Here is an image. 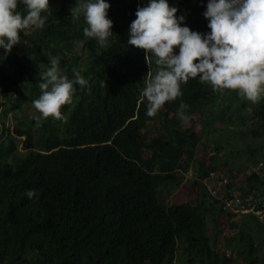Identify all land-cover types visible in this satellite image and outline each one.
<instances>
[{
	"label": "trees",
	"instance_id": "16d2710c",
	"mask_svg": "<svg viewBox=\"0 0 264 264\" xmlns=\"http://www.w3.org/2000/svg\"><path fill=\"white\" fill-rule=\"evenodd\" d=\"M49 2L45 27L23 30L6 57L0 51V264H177L180 255L186 264H264V219L224 210L206 184L225 169L227 194L236 192L231 151L204 149L220 127L248 121L264 143V96L252 103L197 77L148 117L140 92L156 66L127 44L146 0H108L113 34L104 46L84 37L83 14L71 16L77 0ZM169 2L192 30L209 31L207 0ZM56 56L63 74L83 69L89 81L62 106L64 120L43 118L32 104L39 73ZM258 152L246 162L259 165ZM238 192L253 204L254 195ZM221 238L230 255L217 248Z\"/></svg>",
	"mask_w": 264,
	"mask_h": 264
},
{
	"label": "clouds",
	"instance_id": "9594fccd",
	"mask_svg": "<svg viewBox=\"0 0 264 264\" xmlns=\"http://www.w3.org/2000/svg\"><path fill=\"white\" fill-rule=\"evenodd\" d=\"M20 5L26 12L18 10ZM109 8L108 0H77L71 9V16L83 14L84 37L99 46L113 34ZM178 11L169 0H146L129 25L127 44L144 50L148 66H156L140 92L145 115L155 116L182 95V85L197 77L214 92L236 90L247 101L259 102L264 96V0H207V32L192 30ZM42 13H51L49 0H0V51L5 57L20 43L23 30L45 27ZM60 59L49 58L50 66L39 73L40 95L32 104L43 118L64 120L61 108L72 102L75 86L89 88L83 69L73 68L70 79L62 73ZM25 194L39 198L35 189Z\"/></svg>",
	"mask_w": 264,
	"mask_h": 264
},
{
	"label": "rangeland",
	"instance_id": "374dc122",
	"mask_svg": "<svg viewBox=\"0 0 264 264\" xmlns=\"http://www.w3.org/2000/svg\"><path fill=\"white\" fill-rule=\"evenodd\" d=\"M2 99L3 98L0 96V102ZM247 112L248 111H246V113ZM11 125L13 127V124ZM253 128H255L253 121H248L236 127L224 125L219 128L220 130H216V133L214 132L212 135L205 138L204 149L206 152L212 153L218 145H223L231 151L229 154L230 160L228 164L230 168H235L233 176H235L236 182V186L232 190L236 192L240 191L241 194L247 193L248 195H254L255 197L253 198V204L259 206L260 204H264V143L263 141L255 138L254 134L251 133ZM23 139L24 137L19 139V143L20 150L24 153L26 151L23 149ZM252 148H255L256 150L261 149V152H258L256 156L257 159L262 160L259 165L254 164L253 160L246 162L248 152ZM254 173L257 175V178L253 176ZM195 174V171H192L188 174V177L192 178L195 176ZM221 175L227 176V178L224 180L225 186L222 192L228 193L230 189L227 186V183L231 182L230 177H232V175L229 174L225 169H221L219 170V173H216V176L218 177H221ZM216 183L217 180L213 176L206 180V184L210 192L212 188L216 187ZM235 218L237 221L242 220L240 215H237ZM211 231V228H209V233H212ZM216 246L218 249L227 252L229 255L233 251L231 246L227 247L225 245V242L222 240V238L217 241ZM261 254L264 256V247L261 251ZM180 257L181 255L178 258L177 264H186L180 259Z\"/></svg>",
	"mask_w": 264,
	"mask_h": 264
},
{
	"label": "built area",
	"instance_id": "2783aa9c",
	"mask_svg": "<svg viewBox=\"0 0 264 264\" xmlns=\"http://www.w3.org/2000/svg\"><path fill=\"white\" fill-rule=\"evenodd\" d=\"M212 176L216 178L217 183L216 187L211 189V195L213 198L220 201V206H223L224 210H229L236 214L252 212L261 219H264V204L258 207L255 204L246 203L240 196L239 192H234L231 196H228L227 193L222 192L225 186V181L216 176V173H212Z\"/></svg>",
	"mask_w": 264,
	"mask_h": 264
}]
</instances>
